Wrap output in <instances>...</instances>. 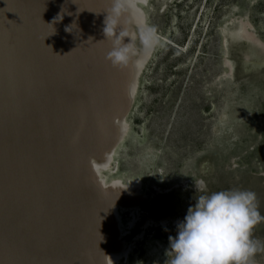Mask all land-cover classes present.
I'll list each match as a JSON object with an SVG mask.
<instances>
[{
    "label": "bare ground",
    "instance_id": "6f19581e",
    "mask_svg": "<svg viewBox=\"0 0 264 264\" xmlns=\"http://www.w3.org/2000/svg\"><path fill=\"white\" fill-rule=\"evenodd\" d=\"M147 1L127 0L128 12L121 21L132 42L137 40L138 50L137 56L125 67L126 79L122 69L113 68L105 59L112 45L108 40L102 41L105 39L102 27L111 0H74L73 5L71 0H17L20 5L18 13L6 18L2 15L4 8L0 6V25L7 23V29H0V52L4 48L7 50L3 61L8 65L18 62L21 66V71L11 76V84L8 80L5 88V109L18 112L11 98L18 95L17 89L14 94L12 89L25 74V66L29 74L28 65H23V60L18 61L19 49L12 46L16 40L30 35L33 58H45L44 66L50 68V72L42 70L35 77L38 91L45 97H33L21 108L29 113L28 128L35 130L33 126L41 127L43 133L36 130L22 140L15 137L16 114L6 117L3 123L8 134L1 142L0 150L13 147L15 151L12 155L0 153V176L8 182L0 185V264H94L93 253L101 246L105 247L101 248L103 252L98 264H116L127 259L131 243L123 241L125 231L119 222L118 212H130L133 217L127 226H133L138 208L136 202L142 199V195L135 181L122 184L112 179L106 182L101 173L112 162L115 149L126 133L125 119L132 107L139 77L154 49L153 46L144 55L140 39L141 35H151L147 31L144 9L140 8ZM62 9L64 16L60 14ZM36 12L41 23L39 29L42 30L35 28L38 26L37 18L31 15H37ZM243 23L238 22L230 38L235 41L233 43L247 45L242 58L244 70L261 71L264 69V50L255 44ZM225 65L232 69L228 60H225ZM43 73L50 77L46 86L41 79ZM124 79L129 106L125 115L119 118L126 110L122 89ZM30 105L32 108L42 106V119L38 117L40 119L33 122L32 112L27 108ZM2 107L0 112L4 110ZM115 119L117 122L113 126ZM111 130V140L106 148ZM34 142L39 144V150L44 154L38 150L36 153ZM9 164L13 166V172ZM11 172L19 173V177L13 180ZM20 185L28 203L24 210L14 205V194H18ZM259 194L262 205L264 182ZM92 210L102 212L100 218L92 217ZM29 216L35 218V235L43 238V243L36 245L32 263L27 261L26 243L33 238L27 235L26 239L25 221ZM107 218L115 223L116 230L108 238L97 237ZM180 222L175 221L173 225L177 228ZM165 225V218H160L159 226ZM256 239L264 243V231ZM91 244H94L93 248L89 247ZM84 249L85 255L82 254ZM252 260L253 264H264V247Z\"/></svg>",
    "mask_w": 264,
    "mask_h": 264
},
{
    "label": "rangeland",
    "instance_id": "374dc122",
    "mask_svg": "<svg viewBox=\"0 0 264 264\" xmlns=\"http://www.w3.org/2000/svg\"><path fill=\"white\" fill-rule=\"evenodd\" d=\"M140 8L158 41L101 178L135 181L142 195L133 226L130 212H118L131 251L116 264H167L173 223L203 194L202 183L210 192H255L264 216V69L246 72L247 45L230 38L244 22L264 50V0H148ZM263 231L261 221L253 238Z\"/></svg>",
    "mask_w": 264,
    "mask_h": 264
},
{
    "label": "clouds",
    "instance_id": "9594fccd",
    "mask_svg": "<svg viewBox=\"0 0 264 264\" xmlns=\"http://www.w3.org/2000/svg\"><path fill=\"white\" fill-rule=\"evenodd\" d=\"M105 12L102 41L108 40L112 45L105 59L113 68H125L138 54L121 23L128 12L127 0H111ZM147 31L151 33L149 37H140L144 55L158 41L154 29ZM196 191L203 194L177 225L176 236L169 237L167 264H253L252 258L264 247V243L253 238L254 228L264 221L256 193L242 188L210 192L203 183Z\"/></svg>",
    "mask_w": 264,
    "mask_h": 264
},
{
    "label": "water",
    "instance_id": "95a60500",
    "mask_svg": "<svg viewBox=\"0 0 264 264\" xmlns=\"http://www.w3.org/2000/svg\"><path fill=\"white\" fill-rule=\"evenodd\" d=\"M71 4L72 5L75 4L74 0H71ZM76 4H78V3L76 2ZM0 6H2L4 8L3 13L2 12L1 13L5 18L7 16L9 17V16H12L13 14L18 13V11L20 9V5L17 2V0H0ZM60 14H61V16L65 15L63 9H62V11H60ZM31 16H36V18H37L36 21L38 23V26H35V28H37V29L41 28V27H39L41 25V23H40L38 13H37V15H31ZM61 16H60V18H61ZM65 19H66V17H65ZM9 22H11V21L9 20ZM0 27H1L0 28L1 30L7 29V23L4 25V22H3L2 25H0ZM39 30H42V29H39ZM29 36L30 35H25L20 40H18V41L16 40L17 43H15V45H12L13 47L16 46L15 49H17V48L19 49V52L17 54L18 61L23 60L22 61L23 65H25V63H26L28 65L27 68L29 70V74H28L26 71V66H25V68L23 69L25 74L22 75L23 77H21V79L19 80V83L15 84L16 86L12 89L13 94H14L15 89H17L18 95H16L15 97H11V98H12V102H14V105L18 109V112H17V110H14V109H7V110L5 109L6 104H7L5 88L7 86L8 80H9L8 84H11V79H12L11 76H13L16 72L21 71V66H20V63H18V62L12 63L11 65H8L6 62L3 61V59H4L3 57L6 56L7 50L4 48L3 51L0 52V107H2V106L4 107V108L2 107L4 110H1V112H0V127H2V129H0V131H1L0 132V145H2L1 142L4 140L5 136L8 134L7 129L3 126V123L7 119L6 117H10L9 115H12V116L14 114L17 115L18 121L15 120V128H16V131H15L16 136L15 137H19L22 140H24V139H27V138H25V136L28 137V135L30 133H33V131L38 130V131H41V133H43L41 127L33 126L34 128H36L35 130L28 128L27 118L29 117V115H28L29 113H25L21 109L24 104L27 105L26 104L27 100L30 102L31 99H34L33 97H36L37 99H39V97H41V98L43 97L40 95L41 91H38L39 84L37 83V79H35V77L37 75H40V71H42V70L44 71V73H45V70H46V72L47 71L50 72L49 66H47V67L44 66L45 58L40 59V60H38V59L35 60L33 58V56H32V50H33L32 43H33V41L31 40V38ZM61 45H64V44H61ZM121 69L125 73V79H126L125 68H121ZM43 74L41 75V79H42V82H44V85L46 86L47 82H48L47 79H50V77H48V75H45V74L43 75ZM125 79L122 82V89H123V92L125 95V100H126V110L120 115L119 118H121L122 116L125 115V113L128 110L127 107L129 106V103H128L129 97L127 95V91H126V87H125ZM43 101H44V99H43ZM27 108H30V110H31L30 112H32L31 116L33 118V122L40 119L38 117H41V119H42V114H43L44 109L42 108L41 105H35V106H33V108L30 105V106H27ZM10 111H12L11 114H8V112H10ZM19 111H20V113H19ZM22 113L26 114V115H22ZM114 121H115V123L113 122V126H115L117 119H115ZM19 133H20V135H19ZM111 134H112V130L108 134V142H107L106 148L108 147V145L110 143ZM40 140H39V142H41ZM33 146L36 149L35 150L36 153H38V151H41V150H39V144L37 142H34ZM106 148L104 150H106ZM17 149H19V148H17ZM20 150L21 149H19V151ZM3 151H4V153H3ZM14 151H15V148L8 147L7 150L6 149L0 150V153L6 154V155H12V153ZM40 153L44 154L45 152L41 151ZM44 157L47 158L46 154L44 155ZM9 168H11V170L13 172V166H11V164H9ZM1 172H2V170L0 169V175H1ZM12 172L10 173V174H12V179L16 180V178L19 177V173L14 174ZM5 181H6V179H4L0 176V183H1L0 185H2L4 183H8ZM17 192H18L17 195L14 194V197L16 200V203H14V205L16 207L24 210L27 208L28 203L24 199V192H23V186L22 185H20V187H18ZM140 200H138L136 202L137 206H138V202ZM101 213L102 212H96L94 210L91 211L92 217H94V218H100L99 216ZM27 218L28 219H26V221H25L26 222V239H27V235H31L30 237H33L32 240L28 238L29 240H27V243H26L27 244V255H28L27 261H28V263H32L33 262L32 256H33V254H35L36 245L43 243V238H41L39 235V237L41 238V239H39V237L37 238V236L35 235L36 234V232H35V229H36L35 218L32 216H29ZM109 218L104 219L102 226H101V229L97 234V237L98 236H106L108 238L111 235L112 231L116 230L115 223ZM111 227H112V229H111ZM106 229H107V231H105ZM38 239L41 241H39ZM93 246H94V244L89 245L90 248L91 247L93 248ZM104 247L105 246L98 247L95 250V252L93 253V255H94L93 263L94 264H98V259L101 256V254L103 252L102 249H104ZM86 253H87V251H86ZM82 254L85 255V249L82 252Z\"/></svg>",
    "mask_w": 264,
    "mask_h": 264
}]
</instances>
